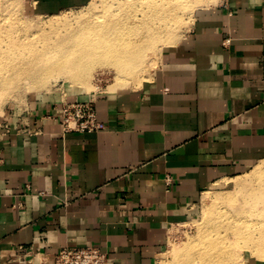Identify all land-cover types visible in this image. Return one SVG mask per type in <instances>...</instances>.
Here are the masks:
<instances>
[{"label":"crops","instance_id":"crops-1","mask_svg":"<svg viewBox=\"0 0 264 264\" xmlns=\"http://www.w3.org/2000/svg\"><path fill=\"white\" fill-rule=\"evenodd\" d=\"M91 1L28 0L39 14ZM95 109L98 132L64 133L51 103L0 116V264H53L90 244L108 264H158L205 192L264 169V0L196 7L150 78L98 92Z\"/></svg>","mask_w":264,"mask_h":264},{"label":"rangeland","instance_id":"rangeland-1","mask_svg":"<svg viewBox=\"0 0 264 264\" xmlns=\"http://www.w3.org/2000/svg\"><path fill=\"white\" fill-rule=\"evenodd\" d=\"M156 1L160 4L159 2L168 0ZM172 1L177 3V0H171L170 2L172 3ZM178 1L180 2L177 4L180 5L181 3L182 6L177 5L178 8H175V20L172 18V21L175 22H170V19L163 26V24L160 25L159 22H156L157 20H154L156 32L158 33L155 35L158 36V39L152 46L148 47L144 62L134 66L132 74L129 75L128 82L124 87H138L145 79L149 78L153 69L158 65L162 48L175 42L191 25L195 8L215 2V0H191L190 3H188L189 0H186V2H183L185 0ZM197 1L200 4L196 3ZM142 4L143 7H141ZM145 6V2L142 1L141 3L138 0H92L84 6L66 9L56 14H39L33 10L28 0H0V31L1 29L3 30L0 33V45L4 46L5 43L14 41V43L22 45L19 52L26 53L32 49L31 43L48 47L50 43L69 37L72 31H76L96 12L101 15V19H103V16L110 15H119L123 18L125 16L124 13L126 15L131 13L140 15L142 9H147ZM16 33L19 35L17 36ZM60 52H62V49L57 51V53ZM71 58L73 57L71 56ZM90 63L91 65L86 64V66H90L89 73L82 75L81 72L75 76L72 71L70 72L66 69L69 68V63L66 62V67L64 68L61 66V60H57L54 63L56 64L55 69L48 72L45 71L39 77L36 75L32 80L25 78L17 83L15 81L8 83V87L5 90L6 94H0V116L6 114H11L14 118L19 115L23 116L32 109L33 104L36 102L62 106L64 103L76 102L69 101V97L74 95L89 94L90 100L91 98L95 99V94L98 92H109L118 89L115 87L117 86L119 73H117L118 70L113 64L106 61H93ZM250 172L235 180L249 177L252 174L248 176ZM251 177L245 183V189L239 193L237 192L238 194H234V192L232 194H229L231 192L226 193V191H231L235 188V181L226 187L222 186L214 191H208L212 195L209 194L210 198L203 196L202 211L198 217L171 226L165 252L158 260V264H180L181 260L186 256L185 254L188 251L190 252L189 249L191 247L195 248V244L200 243L198 240L200 235L208 231L210 233L212 231V234L215 235L213 228L217 218L218 220L220 218L226 219L232 223V230L229 228L225 240L233 252L239 254L238 257L232 260V264H244L245 259L249 257L264 259V199L258 200V198L249 194V188L255 187L257 182L264 179V176H259L262 179ZM208 192H205L204 195H208ZM233 195L238 196L235 197ZM262 196L264 198V192ZM222 198H226V200L228 198V200L225 202V199L223 200ZM215 200L216 202L222 200L225 203L219 201L221 204L217 202L218 204L212 205ZM211 210L213 211L211 212ZM262 225L263 228L260 230Z\"/></svg>","mask_w":264,"mask_h":264},{"label":"bare ground","instance_id":"bare-ground-1","mask_svg":"<svg viewBox=\"0 0 264 264\" xmlns=\"http://www.w3.org/2000/svg\"><path fill=\"white\" fill-rule=\"evenodd\" d=\"M138 1L141 3L142 1L145 2V7H147V9H142L140 15H137V13L126 15L124 13L125 16H123V18L119 15H110L103 16V19H101V15L96 12L93 16L91 15L81 27L77 28L76 31H72L69 37L50 43L48 44V47H42L41 45L38 46V44L34 45L31 43L32 49L26 53H21L19 50L22 45L14 43V41H9L5 43L4 46L0 45V94L5 93L6 87H8L7 84L10 82L12 83L15 81L17 83L25 78L32 80L36 75L39 77V75L45 71L48 72L55 69L54 67L56 64L54 63H56L57 60H61V66L64 68L66 67V62L69 63V68L66 69L70 72L72 71V74L75 76L77 74L79 75L81 72L82 75L84 73H89L90 66H86V64L91 65L90 62H109L116 67L118 70L117 73H119L116 83L117 86L115 88L124 87L128 82L127 79L129 78V75L132 74L134 66L140 65L144 62L147 50L149 49L148 47L152 46V44L158 39V36L155 35L158 33L156 32L157 29L154 20H157L156 22H159L160 25L163 24V26H165L170 19V22L172 21V18L175 20L174 11L175 8H178L177 5L179 4L177 3L180 2L178 0L177 3L172 1V3H174L172 4L170 2L171 0H168L164 2L161 1L159 2L160 4H158L156 0ZM183 2H186V0ZM190 2L191 0H189L188 3ZM196 3L199 2L197 1ZM179 6H182L181 3ZM141 7H143V4ZM1 31L3 30L1 29ZM17 33L16 35L18 36L19 34ZM58 48L62 49V52L57 53V51L60 50ZM10 52L13 53L10 54ZM71 56L73 58H71ZM70 58L72 59L71 62ZM263 172L264 170L262 168H257L252 173L251 178L264 176ZM259 178L262 179L261 177ZM239 180L238 182H241ZM246 181L249 180L246 179ZM245 183L246 182L241 185L239 183V186L237 185L239 188L234 191V194L241 192V189L244 190ZM249 189L250 195L258 198V200L264 199L262 198L264 192V179L257 182L255 187ZM209 194L212 195L208 192V195L204 196L210 198ZM229 194H232V192ZM233 196L236 197L238 195ZM224 199L225 202L228 200V198L227 200L226 198ZM219 201L225 203L222 200H218L217 202L219 203ZM217 202L215 200L212 205H216ZM212 211L213 210H211V212ZM212 216L214 217V215ZM213 217V220L214 218L216 219V217ZM206 219L208 220V218ZM215 221L216 224L213 228L215 235L212 234V231L211 233L208 231L207 233L200 235L198 237L200 243L195 244V248L191 247V249H189L190 252L188 251V253L185 254L186 256L184 255L185 257L182 256L184 259L181 260L182 262H180V264H232V260L239 256L238 253L235 254V252H233L225 241L229 228L232 230V223L229 220H223L221 218L219 220L217 218ZM262 228L263 225L260 227V230H262Z\"/></svg>","mask_w":264,"mask_h":264},{"label":"built area","instance_id":"built-area-1","mask_svg":"<svg viewBox=\"0 0 264 264\" xmlns=\"http://www.w3.org/2000/svg\"><path fill=\"white\" fill-rule=\"evenodd\" d=\"M63 132H98L105 125L97 118L95 99L64 103L61 106ZM170 184L172 179L167 178ZM53 264H108V255L101 248L90 244L81 247H63L53 258Z\"/></svg>","mask_w":264,"mask_h":264}]
</instances>
